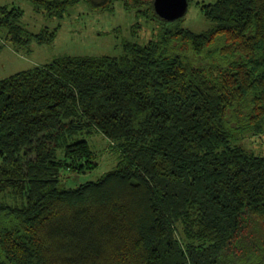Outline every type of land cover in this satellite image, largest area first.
<instances>
[{"label":"trees","instance_id":"obj_1","mask_svg":"<svg viewBox=\"0 0 264 264\" xmlns=\"http://www.w3.org/2000/svg\"><path fill=\"white\" fill-rule=\"evenodd\" d=\"M28 1L58 18L81 1L119 2ZM121 1L142 6L154 39L0 80V193L21 200L0 205V264H264V154L229 146L264 130V0L211 3L215 25L200 34L159 17L153 0ZM21 15L0 6L6 39L43 43ZM83 129L114 143L118 165L64 188L73 160L88 168ZM180 224L203 246L184 249Z\"/></svg>","mask_w":264,"mask_h":264},{"label":"rangeland","instance_id":"obj_2","mask_svg":"<svg viewBox=\"0 0 264 264\" xmlns=\"http://www.w3.org/2000/svg\"><path fill=\"white\" fill-rule=\"evenodd\" d=\"M120 1L111 3L103 11L95 10L81 1L67 8L64 16L58 18L47 15L45 10H37L28 0H0V6L21 10L20 25L34 35L38 34L42 38L40 41H43L40 43L31 38L29 43L23 42L14 46L6 39V30L0 29V80L64 56L122 55V39L131 43L135 41L139 45L154 39L158 29L152 22H146L142 6L124 9L123 2ZM187 1L188 9L185 15L177 20L176 27L199 34L209 31L215 24L207 17L206 11L209 5L217 0ZM136 10L139 16L135 13ZM87 133V129L80 130L77 132V138H86L93 150L85 156L90 157L88 168L85 170L79 166L84 163L81 158L77 162L73 160V172L65 174L64 171L66 180H62L59 186L76 189L79 184L94 181L118 165V158L112 150L114 143H109L100 133L86 135ZM229 146H239L255 156H261L264 154V130L237 132L231 137ZM16 175L13 174L6 182L12 184ZM17 198L9 189L4 194L0 193V205L19 206L21 200ZM175 229L177 231L174 232V237L184 249L187 247L184 243L187 240L193 245L203 246L196 239L188 238L181 224L175 225Z\"/></svg>","mask_w":264,"mask_h":264},{"label":"water","instance_id":"obj_3","mask_svg":"<svg viewBox=\"0 0 264 264\" xmlns=\"http://www.w3.org/2000/svg\"><path fill=\"white\" fill-rule=\"evenodd\" d=\"M188 4L187 0H153V9L162 19L175 21L185 15Z\"/></svg>","mask_w":264,"mask_h":264}]
</instances>
